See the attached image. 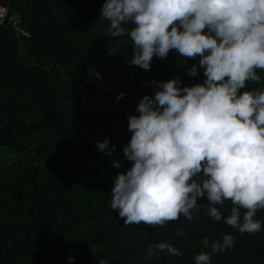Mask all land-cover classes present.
<instances>
[{"label": "trees", "instance_id": "16d2710c", "mask_svg": "<svg viewBox=\"0 0 264 264\" xmlns=\"http://www.w3.org/2000/svg\"><path fill=\"white\" fill-rule=\"evenodd\" d=\"M104 3L0 0L9 9L0 24V152L14 157L0 159V264H62L74 250L83 264H196L202 252L210 264H264V210L257 212L262 227L255 234L214 220L199 206L209 204L206 197L191 221L181 215L163 228L125 226L112 210L114 178L132 167L123 153L132 136L128 117L139 113L116 109L110 89L86 83L89 70L119 85L122 105L144 82L157 90L153 81L179 77L181 87H190L206 78L203 68L190 76L197 62L175 51L154 57L150 71L131 65L130 37L106 34ZM256 71L261 83L246 82L241 91L264 90V70ZM105 139L116 146L112 156L97 148ZM217 207L223 218L230 216L231 202ZM181 229L186 235H177ZM226 234L234 245L213 253L210 245ZM158 243L181 255L161 252L153 247Z\"/></svg>", "mask_w": 264, "mask_h": 264}, {"label": "clouds", "instance_id": "9594fccd", "mask_svg": "<svg viewBox=\"0 0 264 264\" xmlns=\"http://www.w3.org/2000/svg\"><path fill=\"white\" fill-rule=\"evenodd\" d=\"M101 17L110 22L108 36L130 37L131 65L150 71L154 57L165 59L175 51L197 62L190 76L203 68L206 78L190 87H181L179 77L153 81L154 98L145 95L135 109L139 115L128 117L132 136L123 153L132 167L114 178L112 210L125 226L163 228L181 215L191 221L198 200L206 197L209 204L199 206L207 207L214 220L224 219L241 234L259 232L264 90H241L246 82L261 83L256 70H264V0H105ZM115 147L109 139L97 144L109 156ZM226 201L232 207L225 219L217 206ZM177 235L186 233L181 229ZM233 245L234 237L226 234L210 247L223 253ZM153 247L181 255L167 243ZM210 259L203 252L195 257L196 264H210Z\"/></svg>", "mask_w": 264, "mask_h": 264}, {"label": "rangeland", "instance_id": "374dc122", "mask_svg": "<svg viewBox=\"0 0 264 264\" xmlns=\"http://www.w3.org/2000/svg\"><path fill=\"white\" fill-rule=\"evenodd\" d=\"M133 76L132 78L129 75V81L134 80V73H132ZM86 83H88L89 85H95L98 88H108L112 91V97H113V103H114V107L116 109H121L123 106L127 107L128 110H132L134 107H136V105H138V103L140 102V100L145 96L148 95L150 97L154 98V89L156 90L155 86H152V88L150 87L149 83L144 82L143 84H141L140 88H137L135 91H130L128 93H126V98H128L127 104L122 105L121 101L122 99H117V97L123 92L119 89V85H115L113 83H111L109 78H103L101 77V75H99V73H96L92 70H89L88 75H87V79H86ZM84 84H81V87H84ZM3 159L4 161L7 159H12L14 158L13 156L10 155H4L3 153L0 152V159ZM79 255V250H74L72 251V253H70V255L68 256V258L62 263V264H83L81 259L78 257Z\"/></svg>", "mask_w": 264, "mask_h": 264}, {"label": "built area", "instance_id": "2783aa9c", "mask_svg": "<svg viewBox=\"0 0 264 264\" xmlns=\"http://www.w3.org/2000/svg\"><path fill=\"white\" fill-rule=\"evenodd\" d=\"M9 9L0 4V24L5 23L8 18ZM10 22L19 30V21L15 17L9 18Z\"/></svg>", "mask_w": 264, "mask_h": 264}]
</instances>
